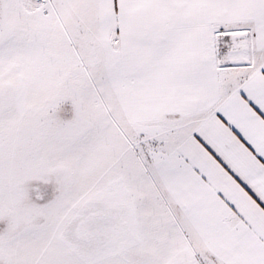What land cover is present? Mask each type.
<instances>
[{"label":"snow or ice","instance_id":"snow-or-ice-1","mask_svg":"<svg viewBox=\"0 0 264 264\" xmlns=\"http://www.w3.org/2000/svg\"><path fill=\"white\" fill-rule=\"evenodd\" d=\"M0 264H264V0H0Z\"/></svg>","mask_w":264,"mask_h":264}]
</instances>
